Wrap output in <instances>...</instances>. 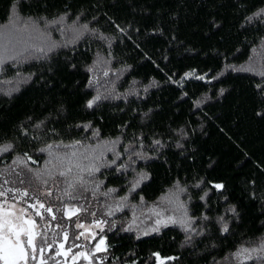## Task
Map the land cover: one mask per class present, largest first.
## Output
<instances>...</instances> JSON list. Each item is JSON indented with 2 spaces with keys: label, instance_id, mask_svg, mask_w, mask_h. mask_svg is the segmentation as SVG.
Masks as SVG:
<instances>
[{
  "label": "trees",
  "instance_id": "obj_1",
  "mask_svg": "<svg viewBox=\"0 0 264 264\" xmlns=\"http://www.w3.org/2000/svg\"><path fill=\"white\" fill-rule=\"evenodd\" d=\"M11 19L40 34L0 64V145H13L0 170L23 163L54 178L61 209L89 195L114 206L98 234L104 264H156L152 253L162 264H237V249L260 247L264 0H0V28ZM165 195L195 231H125L133 211ZM49 214L36 243L61 264L52 258L70 247L75 255L77 241ZM252 256L244 264H264Z\"/></svg>",
  "mask_w": 264,
  "mask_h": 264
},
{
  "label": "rangeland",
  "instance_id": "obj_2",
  "mask_svg": "<svg viewBox=\"0 0 264 264\" xmlns=\"http://www.w3.org/2000/svg\"><path fill=\"white\" fill-rule=\"evenodd\" d=\"M38 31L40 30H38L37 24L21 23L15 19H13L9 25L1 27L0 34L6 37L7 47L6 49H0V52H2V57H0L2 62H0V64L10 61L22 54L27 49L28 40L37 42L38 39H35V36L40 34ZM66 33L71 35L73 31L72 29H68ZM54 187V178L41 179L30 172L23 163L12 164L11 166L9 165L2 168V170H0V192L4 193V195L0 196V216H6L14 223L21 225L24 224L25 220H33L36 225L35 231L40 233L44 228L43 225H46L45 220L42 218L45 213L48 214L45 209L50 208L48 204H54L52 209L55 212L54 216L56 222L59 221L62 224V227L66 230H64V233L68 232V234L77 241V243L72 246L78 248L76 254L79 252H86L89 255V259H85L88 263H82L80 259L82 256L75 254L68 257L73 249L71 247V252H68L65 257L57 256L52 259L56 260L57 263L61 262V264H104L102 260L104 251H96V244L100 238L103 237L98 236V234L105 227L106 219L110 216L108 212L111 211L113 213L116 208L114 206H104L100 203L97 204L94 198L89 195L87 200L81 203L80 206L66 205L62 206L61 209L58 205L60 200L57 202L56 198L51 199ZM49 191L51 195L46 194ZM24 192H27L28 195H23ZM40 204H43L44 208H41ZM76 209H80V211L76 212L75 215H66V213H71ZM37 212L42 213V217L37 216ZM9 213L12 215L9 216ZM156 213H160V216L158 217ZM52 215L51 212L49 218H51L50 216ZM168 217H173L177 220V223L185 219L181 206L174 200L172 195H165L148 207L139 211H133L130 219L124 224V229L132 224V231L137 235H142L145 231H151V228L155 226L156 219L160 218L166 221ZM97 221L100 222L99 227L97 226ZM78 224L83 225V227H77ZM81 233H84V235L81 236ZM77 237H79V239H77ZM38 240L39 237H37V241ZM102 247H106V243L102 245ZM74 256L77 257L73 259ZM43 258L46 260L47 264H51V255L43 254ZM40 259L41 255L38 251L36 253V260L33 261L29 259L28 264H39ZM160 260L161 262L163 261L161 257Z\"/></svg>",
  "mask_w": 264,
  "mask_h": 264
},
{
  "label": "snow or ice",
  "instance_id": "obj_3",
  "mask_svg": "<svg viewBox=\"0 0 264 264\" xmlns=\"http://www.w3.org/2000/svg\"><path fill=\"white\" fill-rule=\"evenodd\" d=\"M63 19V17L61 18ZM87 27V26H85ZM7 47V41H6V37L3 34H0V49H6ZM0 57H2V52H0ZM0 62H2V59H0ZM105 75H107V73H105ZM193 73H186L185 76H192ZM198 79L203 80L204 76H200L198 77ZM91 83V81H90ZM223 91V90H221ZM100 99V96H96L94 97L92 100L88 101L87 106L89 108H91L93 106V104ZM39 127V125H37ZM85 127L87 128L88 125H85ZM98 134V133H97ZM75 143H79L78 141ZM115 143V142H113ZM155 144H159L160 141H154ZM49 149L52 147V145H48L47 146ZM13 148L12 144H6V145H0V153H4V152H8ZM40 151H45V149H41ZM27 155V154H25ZM29 159H31V157H29ZM120 159V154L117 153L116 154V158L113 159L112 161H110L111 165H116L117 161ZM126 166L121 165L119 167H117V171H121L122 168H124ZM94 170H98V169H94ZM68 171H71V169L69 168ZM61 176L65 175L64 172L60 173ZM147 179L146 174H142L139 179L133 181L132 186L130 188V192L131 191H135L136 187L139 186V183L141 180ZM69 187H72V185L70 184ZM213 187H215L217 190H220L223 188L222 184H215L213 185ZM116 191L115 189H109L108 193H105V195H108L109 193H112ZM181 191H183V189H181ZM47 195H51V192H47ZM4 195V193L0 192V196ZM23 195L27 196L28 193L24 192ZM122 200H126L127 197H122ZM163 199V198H162ZM203 199V197H202ZM141 200H143V198L141 197ZM31 207V205H30ZM41 208H44L43 204H40ZM46 212L51 213L52 209L51 208H46L45 209ZM80 209H76L75 211L71 212V213H66V215H75L76 212H79ZM230 211H232L233 213L235 212V209H230ZM113 213L110 211L108 212V215H112ZM9 216H11L12 214L9 213ZM37 216H41L42 217V213L37 212L36 213ZM95 215V214H93ZM156 215L159 217L160 213H156ZM186 215V212H185ZM43 218V217H42ZM53 219H55V216H53ZM205 219H207L205 217ZM220 220L222 221L223 218L221 217ZM168 223H177V220L174 219L173 217H168L166 221L158 218L155 221V226L151 228V231H145L142 233V235L147 236L150 235L151 233H158L160 231V227L161 226H167ZM179 223L181 224V227L183 228L184 231H195V229L191 228V220H180ZM26 225V226H25ZM100 222L97 221V226L99 227ZM35 221L33 220H25L24 224H17L14 223L11 219L7 218L6 216H0V262H2V264H28L29 259L35 261L36 260V253L39 251L40 255H41V259L39 264H47L46 260L43 258V252H44V248L40 247L38 248L37 246V237L38 236H43V233H38L35 231ZM77 227H83V225L78 224ZM133 229V225L130 224L128 226V228L125 229V231H132ZM222 232H227L228 231V226L226 223L223 224L222 228H221ZM84 233H81V236H83ZM65 240L68 239L67 233H65ZM77 239H79V237H77ZM102 245H105V240L103 237L100 238V240L97 242L96 244V251H106V247H102ZM47 247L50 249L52 248V244H48ZM62 247V246H61ZM78 247V246H77ZM30 250V251H29ZM260 252L262 254H264V242L261 243L260 247L258 249L254 248V249H249V248H245V247H241L239 249H237V251H235L234 253H232L231 258H234L237 261V264H244V261L247 260H252L254 257L252 256L253 252ZM67 252H71V249L69 248L67 250ZM67 252H62V251H57L56 255H67ZM76 255L78 256H82L84 259H89V255L86 252H79ZM153 256L156 257L157 260V264H162L161 260H160V256L159 253H152ZM76 257L74 256L73 259H75ZM229 257H226L225 259H231ZM168 259H173L172 257H169Z\"/></svg>",
  "mask_w": 264,
  "mask_h": 264
},
{
  "label": "flooded vegetation",
  "instance_id": "obj_4",
  "mask_svg": "<svg viewBox=\"0 0 264 264\" xmlns=\"http://www.w3.org/2000/svg\"><path fill=\"white\" fill-rule=\"evenodd\" d=\"M0 264H1V262H0Z\"/></svg>",
  "mask_w": 264,
  "mask_h": 264
}]
</instances>
